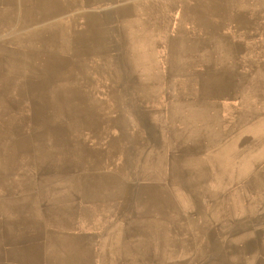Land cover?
Segmentation results:
<instances>
[{"label":"crops","instance_id":"0c3cea01","mask_svg":"<svg viewBox=\"0 0 264 264\" xmlns=\"http://www.w3.org/2000/svg\"><path fill=\"white\" fill-rule=\"evenodd\" d=\"M90 68L97 97L80 99L68 79ZM151 126L159 144L135 152ZM97 152L140 153L124 164L153 173L141 206L166 222L156 264H197L199 243L206 259L264 264V0H0V264H94L87 190L115 158ZM166 152L204 205L187 223L166 212ZM214 189L255 206L245 243L214 245V220L231 219L214 217Z\"/></svg>","mask_w":264,"mask_h":264},{"label":"rangeland","instance_id":"374dc122","mask_svg":"<svg viewBox=\"0 0 264 264\" xmlns=\"http://www.w3.org/2000/svg\"><path fill=\"white\" fill-rule=\"evenodd\" d=\"M93 80H95V77L91 68L84 75L75 74L68 79L71 86H79L80 89L85 91L80 93V99L97 97V93L91 90ZM167 134L163 133V138ZM159 142L160 135L157 132V126H151V138L148 142L135 139V152H146L149 147L153 144H159ZM214 153L217 154L218 152ZM109 154H111V157ZM173 154L174 152H166L164 157L165 171L159 176L167 183V188H170V190L166 189L167 193L177 196L173 199H166L165 206L167 213H173V210L177 211L175 223L178 225V223H187L188 220L190 222V219L193 220L196 215L200 217L204 205L199 206L196 211L193 209L194 205H192L188 196L190 191L189 166L174 164L176 156ZM100 156L105 161L113 160L114 156L115 158L112 165L108 163L106 166L101 167V170L97 168V189L90 192L91 198L89 199L93 202L94 197H96L95 200H97V222L95 224L97 226V238L95 253L91 254L94 256V264H117L116 258L120 259V264H156L152 259L157 258V253H145L143 241L153 240L151 246L153 249H157L160 241L157 232L159 229L167 228L166 222L160 220V213L156 210L141 206L143 193L149 189L143 184L155 178L152 176L153 173H150L149 179L148 173L141 171V167L130 168L124 164L125 160L131 161L132 158H136V161H138V159H141L140 153L97 152V157L100 158ZM179 186L178 189L174 188ZM219 191L214 189V200L219 203L215 205L214 217L220 216V213L226 208L228 209L226 215L228 214L231 219L228 221L214 220V228H217L213 238L214 245L220 248L223 243L228 244V240L229 245L243 244L245 243V241L243 242V234L246 231H254L255 206L238 204V199L234 194L230 198H225L226 201H224L223 198L218 196ZM222 191L225 193L236 192L233 189ZM180 192H182V197L179 196ZM169 222V225L173 224V221ZM92 223H94L93 219L87 212L86 224ZM199 224L203 223L199 222ZM183 227L185 229L189 228L188 224L183 225ZM169 228L172 229L173 226H169ZM203 228L204 226L199 227V230H203ZM225 229L229 231V234L231 232L230 236H221L222 231H225ZM201 238V240H205L204 237ZM105 239L110 243V249L106 252L103 249L101 250L102 241H105ZM203 245L199 243L197 264H230V261L223 260V256L226 254H222V251H217L211 259H206L205 252H199L200 247ZM238 255L241 254L235 252L230 254L231 264H239ZM144 259L147 260L144 262Z\"/></svg>","mask_w":264,"mask_h":264},{"label":"bare ground","instance_id":"6f19581e","mask_svg":"<svg viewBox=\"0 0 264 264\" xmlns=\"http://www.w3.org/2000/svg\"><path fill=\"white\" fill-rule=\"evenodd\" d=\"M257 127V126H256ZM97 186V184L93 185L92 187L90 186L88 188V193L91 192V190L94 189V191L97 189L95 188ZM93 222L95 223L96 221L93 220ZM153 240L149 239V241H143V244H144V252L145 253H148V254H153V253H157V257H158V254L161 256V253L159 252V248L158 249H153L152 246H151V243H152ZM161 241H159L158 243H160ZM74 256V255H73ZM72 256V258L70 259L69 263L68 261H66V264H72L74 263L73 261L75 260V263L74 264H81V259H82V254L78 257V255L76 256V258L74 259ZM89 253H86L85 254V257L83 260H86L87 263H88V260H89ZM161 258V257H160ZM157 259V258H156ZM147 259H144V262L146 261ZM153 260V259H152ZM116 263L117 264H120V259L119 258H116L115 259ZM154 261V260H153ZM155 262V261H154ZM158 263H161L160 262V259L157 261ZM56 264V263H55ZM259 264V263H258ZM262 264V263H261Z\"/></svg>","mask_w":264,"mask_h":264}]
</instances>
